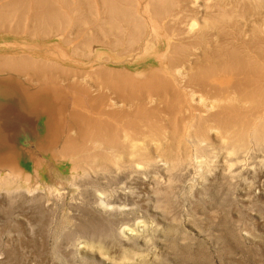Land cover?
I'll use <instances>...</instances> for the list:
<instances>
[{"label": "bare ground", "instance_id": "1", "mask_svg": "<svg viewBox=\"0 0 264 264\" xmlns=\"http://www.w3.org/2000/svg\"><path fill=\"white\" fill-rule=\"evenodd\" d=\"M2 37L0 72L34 87L60 81L100 98L109 91L129 109L71 113L63 150L84 171L191 163L206 147L240 156L264 143V0H0ZM57 44L68 59L93 64L73 65L44 50ZM132 52L141 58L115 62ZM18 76L0 77V95L15 101L0 105V161L18 160L15 122L27 128L43 117L44 131H35L41 146L58 121L53 94L30 90ZM0 181L21 187L17 179Z\"/></svg>", "mask_w": 264, "mask_h": 264}, {"label": "rangeland", "instance_id": "2", "mask_svg": "<svg viewBox=\"0 0 264 264\" xmlns=\"http://www.w3.org/2000/svg\"><path fill=\"white\" fill-rule=\"evenodd\" d=\"M44 50L73 65L93 64L68 59L58 44ZM137 55L116 56L115 62L125 65L141 58ZM9 76L18 75L0 72ZM18 78L30 90L51 92L59 115L48 131L52 137L41 146L35 131H44L43 117L24 123L27 128L20 122L11 126L18 130L10 138L18 160L0 161V177L17 179L21 187L0 181V264H264L263 142L240 156L206 147L196 150L199 157L191 163L124 162L84 171L63 150L71 113L92 109L106 116L104 109L125 106L109 91L100 98L94 89L82 93L60 81L34 87ZM5 101L15 103L0 95V105Z\"/></svg>", "mask_w": 264, "mask_h": 264}]
</instances>
